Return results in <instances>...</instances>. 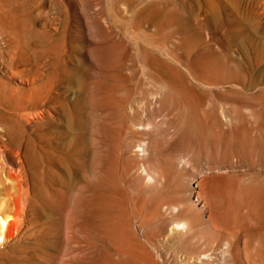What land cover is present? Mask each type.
I'll return each instance as SVG.
<instances>
[{"label": "rangeland", "instance_id": "374dc122", "mask_svg": "<svg viewBox=\"0 0 264 264\" xmlns=\"http://www.w3.org/2000/svg\"><path fill=\"white\" fill-rule=\"evenodd\" d=\"M79 1L82 8L76 0H0V32L18 47L13 56L7 49L6 56L0 54L3 65L38 75V83L50 84L66 103L86 96L93 108L103 104L95 111L103 151L89 173V206L62 191L50 197L48 212L34 197L29 217L34 229L46 220L45 241L37 232L18 235L14 244L8 240L0 264H187L203 254L210 256L204 264H264V59L253 55L249 44H232L227 52L241 67L242 79L218 83L201 79L197 64L200 57L223 52L220 42L224 46L227 29L248 28L258 38L264 30V0H214L225 20L230 18L226 28H203L189 48L172 29L117 25L109 0ZM129 16L120 20H133ZM69 73L77 83L64 80ZM141 143L148 144L144 157L133 152ZM141 166L160 181L141 188L134 180ZM26 168L32 199L37 183ZM52 169L67 179V163L54 161ZM108 173L118 180L120 221L128 225L118 251L102 230L101 210L93 202L110 181ZM183 219L194 229L183 241L155 232L159 220ZM128 235L142 251L129 245Z\"/></svg>", "mask_w": 264, "mask_h": 264}, {"label": "bare ground", "instance_id": "6f19581e", "mask_svg": "<svg viewBox=\"0 0 264 264\" xmlns=\"http://www.w3.org/2000/svg\"><path fill=\"white\" fill-rule=\"evenodd\" d=\"M76 2L81 8L83 7L79 0H76ZM109 5L117 25L124 28L129 26L132 29H140L142 24H149L150 27L157 31L172 29L181 36V43L187 48L200 38L199 33L203 28H216L217 26L226 28L225 22L230 19L227 15V20H225L223 14H220V8L214 0H204V5L201 7L196 5V0H109ZM99 6L100 3L98 1L93 5L94 10H96L95 7L99 8ZM200 12H202V19L199 18ZM125 14L128 16L131 15L129 17H133V20H120V17H123ZM82 18L85 19L84 14ZM139 20H141L142 23H140ZM2 21L3 20H1V22ZM2 30L4 31L3 28ZM5 32H0V54H5L6 56L4 50L7 49L6 51L9 50L13 56V53L18 50V47L17 45H12L10 41L7 40L8 33ZM146 38H148V36ZM178 39H180V37ZM223 40L224 46H222V42H220V48H222V50L224 49L223 52H212V55L210 54L212 58L203 56L198 59V63L196 62L201 69L198 74L201 79L210 81L211 83L242 79L240 74L241 67L239 68V65L233 62L227 52L228 47L232 44L238 46V48H242L244 44H249L253 55L260 60L264 59V53H262L264 52V30L261 31L258 38H255L254 33L248 28L240 31L227 29V33ZM207 41L209 42L208 39ZM212 46L214 47V42ZM217 48H215V50H217ZM191 51L193 52V49ZM190 53L191 52H188V54ZM7 58H10V55L7 54ZM260 60L256 59L255 61L259 62ZM228 62L231 63V67L228 66ZM3 64L6 65V63H2L0 60V253L4 252L5 250L3 249L8 247V240H10L11 244L16 243L18 235H32L34 232H37L39 241L41 242V240H44L45 234L48 231V229L46 230L47 227H43L47 223L45 222L46 220L40 224L39 229L38 226H35L34 229V222L29 217V215L35 211L34 197H38L41 208L48 212L52 211L50 197L54 194L58 195L62 191L68 192L70 198L75 203H81L85 207H88L90 204L88 198L90 188L88 182L89 173L91 170L97 168L95 161L100 159L103 151L99 116L95 114L96 110L102 111V103H98L95 108H93L89 105L86 96H80L77 100L66 103L61 100L59 94L53 92L54 89L52 90L50 84L44 87L43 84L38 83L40 82L38 75L24 74L20 68L12 67V64L11 67H7L8 65L5 67ZM62 70L64 69L62 68ZM180 75L181 74H179V77ZM64 80L69 84H73L74 82L77 83V79L72 77L71 73L67 74ZM40 86L44 88H40ZM115 105L118 106V103L115 102ZM148 116H146V119H148ZM134 126L136 128L140 127V125ZM149 126H147V128L150 129L151 127ZM205 141L207 142V140ZM144 145L147 146L148 144H138L133 152L139 157H144L146 155ZM54 161L67 163V179L65 181L61 180L58 174L52 169ZM182 161L184 162V160ZM44 162L49 163L51 169L48 165L42 166ZM26 167L31 168L34 180L37 183L36 191H32V199L29 197L31 193H29L26 186ZM40 168L41 172L38 171ZM42 171L44 172L43 174ZM111 172L113 173L112 170ZM112 173L107 174V178L110 177L111 179L108 183L106 182V185L102 186V190L93 202L99 210H101L100 219L102 230L107 236L114 240L117 248L116 251H118L121 247L120 242L125 236L124 231L127 230L126 228L128 225H124V227L121 225L119 206L121 190L118 180L112 176ZM162 174H160V176ZM156 176L157 175L141 166L137 174V179L134 178V180L136 183L139 182L138 185L142 188L145 185H156L155 183H158L161 179ZM58 182H60V184ZM155 213L158 214V212ZM155 216L157 217L158 215ZM167 222L161 220L156 222L157 227L155 232L157 235L163 234L172 240L183 241L193 234V225L188 219ZM150 224L151 223H148V225ZM128 238L130 240L129 245L132 248L139 251L143 250L141 245L136 243L134 236L128 235ZM226 247L227 242L224 243L222 248L226 249ZM39 255L44 257V250H41ZM209 257V255L204 254L195 256L191 258L187 264H204L209 260Z\"/></svg>", "mask_w": 264, "mask_h": 264}]
</instances>
